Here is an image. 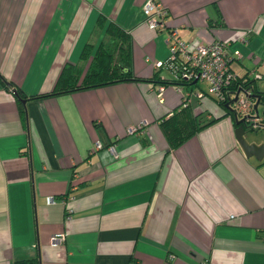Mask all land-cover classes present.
Segmentation results:
<instances>
[{
  "label": "crops",
  "instance_id": "obj_1",
  "mask_svg": "<svg viewBox=\"0 0 264 264\" xmlns=\"http://www.w3.org/2000/svg\"><path fill=\"white\" fill-rule=\"evenodd\" d=\"M145 2L0 0V264H264V162L244 153L208 83L160 93L157 78L125 80L26 100L25 117L4 85L52 89L66 62L84 64L86 44L106 37L101 15L130 34L137 76L174 77L157 64L170 45ZM162 2L190 47L228 40L241 51L235 73L264 77V0ZM187 97L216 120L171 148L161 121ZM57 233L66 239L53 245Z\"/></svg>",
  "mask_w": 264,
  "mask_h": 264
},
{
  "label": "trees",
  "instance_id": "obj_2",
  "mask_svg": "<svg viewBox=\"0 0 264 264\" xmlns=\"http://www.w3.org/2000/svg\"><path fill=\"white\" fill-rule=\"evenodd\" d=\"M166 16L168 18V28L176 27L169 23V10ZM106 22V17L101 15L98 19V24L101 26L106 25V37L103 38L100 44L94 49L93 43L86 44L82 52L84 64L81 65V63L75 64L66 62L52 89L28 95L21 87L15 85L12 81H8L5 78L3 79L5 87L14 91L20 113L23 117L26 116V100L58 96L125 80H153L157 78V81L164 85L181 84L185 86H196L199 84V80L196 79L187 80L186 78H167L159 73H156L153 78L147 79L137 76L130 67V34L121 28L115 21ZM172 60L173 59L169 58L167 62L171 63ZM87 61L88 65L85 64ZM124 67L129 68V70H123ZM236 75V78L227 87V96L224 100L217 99L214 95L210 94L226 109V113L233 117L234 124L237 127L238 124L233 109V95L236 91L241 88L251 89V96L255 101L256 99L253 97V94H261L262 97H264V91L259 90L257 76L251 75L248 71L242 76L237 73ZM215 120L216 118H210L208 120L203 119L202 113L195 114L190 105H182L180 109L175 110L171 115L163 118L161 121V127L171 148H177L200 129ZM263 162L264 160L260 161V163ZM14 264H40V259L17 260Z\"/></svg>",
  "mask_w": 264,
  "mask_h": 264
},
{
  "label": "built area",
  "instance_id": "obj_3",
  "mask_svg": "<svg viewBox=\"0 0 264 264\" xmlns=\"http://www.w3.org/2000/svg\"><path fill=\"white\" fill-rule=\"evenodd\" d=\"M167 6L162 0H146L144 4V12L146 21L152 29H166V40L170 45V55L173 59L171 63L166 61H158L157 64L166 63L174 72L175 78H186L187 80L196 79L204 80L209 85V91L217 99L224 100L227 96V87L236 78V73L231 66L234 56H240V49H231L230 42L225 39H214L211 41H200L194 47H190L189 43L181 39L177 27L168 28ZM246 40V36L241 38ZM182 85L178 84V89ZM165 85L159 87L162 93ZM203 94V93H201ZM252 91L248 88H241L236 91L234 97L238 98L233 103V108L239 117H246L247 124L250 128H263L264 116L257 114L255 109V100L251 96ZM183 106L189 105V98H185ZM146 122L139 126H132L129 132L139 131ZM103 144L97 141L95 149H100ZM109 150L117 157L119 155L116 146L110 145ZM49 201L52 197L48 198ZM66 239L65 233H57L52 235L51 242L53 245H60Z\"/></svg>",
  "mask_w": 264,
  "mask_h": 264
},
{
  "label": "water",
  "instance_id": "obj_4",
  "mask_svg": "<svg viewBox=\"0 0 264 264\" xmlns=\"http://www.w3.org/2000/svg\"><path fill=\"white\" fill-rule=\"evenodd\" d=\"M253 97H255V109L257 111V114L260 115L259 110V104L264 103V97H262L261 94H253ZM238 98V95H236L233 98V102L236 101ZM234 109V108H233ZM235 116H236V122L238 126L235 129L237 140L243 149L244 153L250 157L255 156L260 161L264 160V141L262 142H256V141H249L246 137V129L248 126L246 117H239V115L234 110ZM264 116V111H263Z\"/></svg>",
  "mask_w": 264,
  "mask_h": 264
},
{
  "label": "rangeland",
  "instance_id": "obj_5",
  "mask_svg": "<svg viewBox=\"0 0 264 264\" xmlns=\"http://www.w3.org/2000/svg\"><path fill=\"white\" fill-rule=\"evenodd\" d=\"M201 85L206 86L207 83L206 81L202 80L199 82ZM258 87L259 90H261L260 88L264 89V77L260 78L258 80ZM264 91V90H261ZM207 96L209 97V99L211 101H215L218 105H220L217 100L210 94L207 93ZM221 106V105H220ZM259 110H260V116H263V111H264V103L259 104ZM246 137L249 141H256V142H262L264 141V128H256V129H252L250 127H247L246 129Z\"/></svg>",
  "mask_w": 264,
  "mask_h": 264
}]
</instances>
